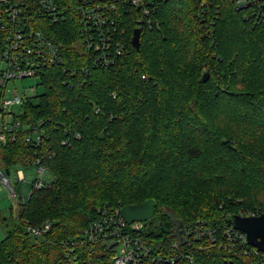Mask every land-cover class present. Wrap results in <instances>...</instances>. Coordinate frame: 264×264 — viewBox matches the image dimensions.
Masks as SVG:
<instances>
[{"label":"trees","instance_id":"obj_1","mask_svg":"<svg viewBox=\"0 0 264 264\" xmlns=\"http://www.w3.org/2000/svg\"><path fill=\"white\" fill-rule=\"evenodd\" d=\"M20 1L63 61L41 66L45 90L16 114L40 143L23 131L0 143L1 166L40 159L54 176L19 203L16 221L1 217L9 229L0 264H58L63 242L104 210L151 198L155 213L140 235L166 251L176 229L198 219L221 225L264 213L263 24H250L230 0H156L137 50V9L118 6L111 36L126 49L100 64L81 41L75 0H56L68 12L61 22L38 13L36 0ZM46 222L40 235L28 230ZM189 248L200 264H255L217 246Z\"/></svg>","mask_w":264,"mask_h":264},{"label":"built area","instance_id":"obj_2","mask_svg":"<svg viewBox=\"0 0 264 264\" xmlns=\"http://www.w3.org/2000/svg\"><path fill=\"white\" fill-rule=\"evenodd\" d=\"M36 1L38 13L49 16L53 22L67 18V9H61L56 0ZM75 1L74 11L81 27V41L87 47L86 51L96 52L94 62L100 64L113 62L115 56L126 49L121 40L114 44L111 36V32L118 27L112 14L118 10V6L137 9L139 16L136 26L140 29L151 27V17L158 5L156 0ZM230 1L250 24L264 25V0ZM25 5L20 0H0V62L7 64L6 68L0 67V143L3 145L16 142L22 131L26 141L37 145L41 141L39 130L36 127L24 130L16 115L30 96L20 93L17 88H8L9 81L28 77L40 79L39 70L42 65L63 61L60 47L32 25L25 13ZM15 106L19 108L18 111L14 110ZM36 164L40 178L32 182L29 195L33 188L46 183L43 179L47 170L45 164L40 159ZM6 169L9 168L0 165V184H4L19 201L18 193L9 178L11 169L9 174ZM18 173L25 180L21 169ZM21 197L24 200V196ZM239 215L255 216L252 212H241ZM42 227L29 226L28 230L34 235H40L51 228V223L46 222ZM147 229L149 226H146V221L129 223L120 215L119 210H104L100 219L91 223L82 234L63 242L65 249L58 264H200L189 248L192 245L199 247L197 250L217 246L227 252L250 255L255 258V264H264V252L248 244L246 234L231 223L212 225L208 220L198 219L192 225L178 227L170 251L164 250L156 239L140 235Z\"/></svg>","mask_w":264,"mask_h":264},{"label":"rangeland","instance_id":"obj_3","mask_svg":"<svg viewBox=\"0 0 264 264\" xmlns=\"http://www.w3.org/2000/svg\"><path fill=\"white\" fill-rule=\"evenodd\" d=\"M31 20L32 18H30V22ZM32 25L34 27H37L34 24ZM0 67L6 68L7 64L4 62H0ZM8 88L11 89L17 88L20 93L22 94L25 93L27 96L30 97L38 93H43V91L45 90L44 85L40 84V80L36 77H28L22 80H18V79L11 80L8 83ZM0 93H1V89H0ZM14 110L18 111L19 108L15 106ZM18 169H21L23 171L25 180H22V178H20ZM9 178L13 186V189L18 193L19 201L12 196L11 191L4 184H0V243L5 238L6 232L9 229L5 225V222L1 220V217H5L7 221L11 219L12 221L13 220L16 221L19 203H22L23 200L21 195L24 196L25 200H28L29 192L32 187V182L35 179H39L40 174L38 172V168L33 165L29 167L18 165L11 169ZM43 179L45 182L50 183L53 181L54 176L52 173H50V171L46 170L43 174Z\"/></svg>","mask_w":264,"mask_h":264},{"label":"water","instance_id":"obj_4","mask_svg":"<svg viewBox=\"0 0 264 264\" xmlns=\"http://www.w3.org/2000/svg\"><path fill=\"white\" fill-rule=\"evenodd\" d=\"M141 30L136 28L133 32L132 45L140 49ZM209 73L203 75V81H207ZM9 174L10 170L6 169ZM156 200L151 198L144 202L126 205L119 210L120 215L129 223L133 221H148L154 216ZM228 221L247 236V243L264 252V213L256 216L231 215Z\"/></svg>","mask_w":264,"mask_h":264}]
</instances>
